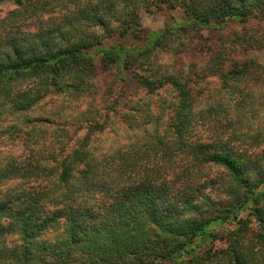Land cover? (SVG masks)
<instances>
[{"label":"trees","instance_id":"1","mask_svg":"<svg viewBox=\"0 0 264 264\" xmlns=\"http://www.w3.org/2000/svg\"><path fill=\"white\" fill-rule=\"evenodd\" d=\"M13 2L0 17V264H264V60L217 48L188 69L154 62L208 28L264 22V0ZM172 10L143 32L141 11ZM54 92L76 108L29 116ZM16 138L23 158L2 148ZM245 210L257 238L242 235ZM226 221L237 228L212 226Z\"/></svg>","mask_w":264,"mask_h":264},{"label":"rangeland","instance_id":"2","mask_svg":"<svg viewBox=\"0 0 264 264\" xmlns=\"http://www.w3.org/2000/svg\"><path fill=\"white\" fill-rule=\"evenodd\" d=\"M15 7L16 5L14 4L13 0H1L0 17H3L9 10ZM169 14L170 16H168ZM44 15L47 14L45 13ZM179 15V10H172L170 12L154 11L151 13L141 11L140 16L143 32L147 34L149 31L152 30L161 31L164 27H166V23L170 19V17H179ZM253 22L257 25H242L238 23H229L225 27L211 29L208 28L202 33V39H204L205 43L203 41L199 42L197 47L193 50H189L188 45L189 42L192 43L195 41V37H193L194 39L192 40H190L191 38L187 40L179 39L178 41H182V44L184 41H189L185 46L181 45V53L174 54V51L170 49H167V51L158 49V53L155 57L154 62L163 64V62L167 61L169 64H171L170 69L175 68L174 66L181 67L183 69H188L189 67H192V64L196 62H203L204 56L215 52L217 48H225L222 54L229 56L228 58L232 60H237L239 62L245 60H256L258 62H262L264 60V49H259L256 47V45L253 46L252 44L254 43L252 41V37L250 36L251 33L256 34L255 36H257L260 32L256 31L258 29L257 26L261 25V28H263L264 22L263 20H259L256 18L253 20ZM111 41H107L106 43L109 44ZM198 80L200 81V84L205 83L207 86L212 84L208 92H211L217 85V79L213 77H206L203 80ZM98 83L102 86V88H104L105 86H109L114 83L113 76L108 75L107 72L99 71ZM173 94L174 92L167 88L165 90H159L158 94L154 95L153 98L149 101L150 107L153 109L154 105H157L160 102L161 98H164L165 100L172 99ZM77 99V96H75L74 94L71 95L67 92L59 94L57 92H54L48 94L38 105L35 106L36 108L34 109V112L30 113L29 116L42 114V111H44V109L46 108H53L52 111L60 110V113L63 114L64 111H62L61 107L65 106V108H68V111H70V109L74 107L76 108L74 103L78 101ZM26 113H28V111ZM21 118L22 117H20L19 120ZM149 125L150 127H153L152 122H149ZM2 148L7 151H10V153L14 155H19L20 158H23L26 155L25 145L20 139L17 140V138L14 142L8 143ZM240 217L244 219L248 218V221L246 222V227L242 231V235L245 240L257 238V233L259 232V224L257 223V221H255L254 216L248 215L247 211L245 210L240 213ZM64 221V218H61L60 224L56 231L60 230L64 226ZM212 226H215L216 231L225 232L227 230H235L238 224H236L235 222L226 221L220 222L218 224H212ZM209 246L217 250L226 246V243L224 241L213 240L207 242L206 247Z\"/></svg>","mask_w":264,"mask_h":264}]
</instances>
